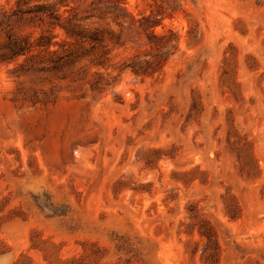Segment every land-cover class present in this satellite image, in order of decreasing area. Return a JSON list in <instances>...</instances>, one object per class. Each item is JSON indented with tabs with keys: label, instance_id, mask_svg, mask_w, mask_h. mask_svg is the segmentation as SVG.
<instances>
[{
	"label": "rangeland",
	"instance_id": "1",
	"mask_svg": "<svg viewBox=\"0 0 264 264\" xmlns=\"http://www.w3.org/2000/svg\"><path fill=\"white\" fill-rule=\"evenodd\" d=\"M57 3L0 0V264H264V0Z\"/></svg>",
	"mask_w": 264,
	"mask_h": 264
},
{
	"label": "trees",
	"instance_id": "2",
	"mask_svg": "<svg viewBox=\"0 0 264 264\" xmlns=\"http://www.w3.org/2000/svg\"><path fill=\"white\" fill-rule=\"evenodd\" d=\"M58 3L57 4H60L63 2V0H57ZM90 1V5L93 7V8H96L98 9L96 6H94L95 4V1L99 2L100 3V0H88ZM123 4V0H117V3L113 4V10L112 12H114L115 14L117 13V16L119 15L118 13L121 12V11H126L124 9V7H122L121 5ZM106 10H109L107 7H105ZM40 10V9H39ZM99 10V9H98ZM38 11V10H37ZM58 11V8L57 7H51L47 10L48 12V16H49V19L50 20H57V14L55 15V13ZM59 26L60 28L64 29L66 34H69L68 36H73V31L71 29L68 28H65L67 26H60L58 23H52V26ZM9 40L6 44L7 46V51L9 52V54H11L12 57H17L19 55H23L25 54L26 52V48L24 47L25 45H27L29 42H28V39L26 38H20V37H16V36H9ZM40 39H43L40 38ZM46 39L48 40V37H46ZM93 40H96V37L93 38ZM49 44V43H48Z\"/></svg>",
	"mask_w": 264,
	"mask_h": 264
}]
</instances>
